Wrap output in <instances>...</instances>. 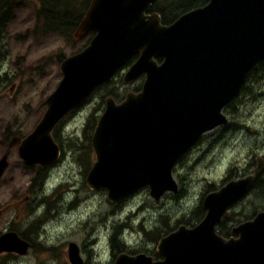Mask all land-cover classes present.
<instances>
[{
  "label": "water",
  "instance_id": "1",
  "mask_svg": "<svg viewBox=\"0 0 264 264\" xmlns=\"http://www.w3.org/2000/svg\"><path fill=\"white\" fill-rule=\"evenodd\" d=\"M154 1H88L71 35L93 34L60 61L61 77L36 106L43 112L33 128L8 141L20 160L40 167L55 163L60 156L55 126L135 56L122 81L143 76L140 88L118 101L103 97L84 183L105 190L109 203L144 187L155 201L166 191L177 193L175 162L202 133L228 123L223 107L238 96L247 72L264 55V0H207L168 23L149 12ZM7 156L8 149L0 156V178ZM263 167L264 159L256 157L250 173L206 192L197 223L178 224L157 240L160 258L122 251L111 264H264V209L232 225L228 237L216 231ZM27 247L15 231L0 234V251L23 254ZM67 259L82 264L73 241Z\"/></svg>",
  "mask_w": 264,
  "mask_h": 264
},
{
  "label": "rangeland",
  "instance_id": "2",
  "mask_svg": "<svg viewBox=\"0 0 264 264\" xmlns=\"http://www.w3.org/2000/svg\"><path fill=\"white\" fill-rule=\"evenodd\" d=\"M78 1L72 0L79 13L83 8ZM42 2L14 0L10 19L0 34V155L5 148L4 135L7 141L12 136H24L41 116L36 106L61 77L57 57L78 51L91 37V32L80 39L46 32L37 16ZM168 8L162 6L171 19L174 15ZM125 70L121 68L109 82L96 88L54 129L53 137L62 154L50 169L35 175L32 168H36L17 157L15 145L10 148L9 164L0 178V234L12 230L32 243L18 256L0 251V264H70L69 241L78 246L83 264H111L122 251L153 255L158 238L152 234L167 231L164 221L171 229L177 223L184 224L180 222L188 220L206 191L250 173L256 157L264 159L262 74L258 80L245 79V88L223 107L228 123L202 133L175 162L172 175L177 193L166 191L155 201L144 187L109 203L105 191L88 188L84 177L93 159L90 135L107 90L124 95L141 83H124ZM40 175L43 178L38 186L35 181ZM259 177L261 186L252 187ZM254 181L230 208L229 216L217 225L218 233L225 235L232 225L250 218L253 210L264 209L260 207L264 205V167ZM209 184L214 185L212 189H207ZM26 195L29 200L22 203ZM34 217H38L36 223L29 228L26 225ZM196 219L190 223L195 224ZM114 233L122 243L119 251L111 247Z\"/></svg>",
  "mask_w": 264,
  "mask_h": 264
},
{
  "label": "trees",
  "instance_id": "3",
  "mask_svg": "<svg viewBox=\"0 0 264 264\" xmlns=\"http://www.w3.org/2000/svg\"><path fill=\"white\" fill-rule=\"evenodd\" d=\"M13 1L14 0H0V34L6 22L10 19ZM206 1L207 0H177V1L175 0H155L154 3L152 4V9L157 11L160 14L161 21L164 23V22H168L174 19L177 15L186 11L187 9L202 5ZM81 2L84 3V6H82ZM77 4L79 5V7L83 8L81 9V12L79 13L76 12V10H74L76 9V5L75 3L72 2V0H43V2L37 8V16L39 20L41 21L43 28L46 30V32H56V33H59L60 35L70 36L71 32L74 30V28L77 26V24L80 21V18L83 14V10L85 9V6L87 5V0H79ZM162 6L163 7L168 6L169 11H172V15H174V17L170 19L168 16L169 14L165 10L162 9ZM57 58H58V61H61V58L63 57L61 58L57 57ZM262 74H264V55L258 61H256L253 64V66L249 69V71L246 74L245 79L247 80V79L253 78L255 80H258L262 77ZM244 88L245 86H242L240 91H242ZM106 93L113 94L115 97L118 96L117 95L118 93L115 91L113 92L111 89L107 90ZM42 178L43 176L40 175L39 179L37 178V180L35 181L38 186H40L42 182ZM261 179L262 177L257 178L253 182L252 187L261 186L260 184L261 181L259 182V180ZM213 186L214 185L209 184L207 189H212ZM260 207L264 208V205ZM256 211L257 210H253L252 211L253 213L250 215V217ZM191 212H192L191 216L190 214L189 216L186 215L187 216L186 218L188 220H185L180 223H184L186 225H193V223H190V222L194 220L195 218L199 220L200 217L203 215L204 211L201 208V205L199 203ZM164 224H166L165 227L167 228V231L165 233L172 230L171 227H169L165 221H164ZM177 224H175V226ZM224 231L226 230L224 229ZM151 232L153 231H150V233ZM19 235L22 238H24V235L22 233H20ZM116 235L117 234L114 233L112 237H110V243L112 242L111 244L112 248L116 247L117 249L116 251H119L122 248V243L117 240ZM225 235H227V233ZM152 236L153 238L155 237L158 238L161 235L157 233V234H152Z\"/></svg>",
  "mask_w": 264,
  "mask_h": 264
},
{
  "label": "flooded vegetation",
  "instance_id": "4",
  "mask_svg": "<svg viewBox=\"0 0 264 264\" xmlns=\"http://www.w3.org/2000/svg\"><path fill=\"white\" fill-rule=\"evenodd\" d=\"M173 20V19H172ZM172 20H170V21H168V22H171ZM164 23H167V22H164ZM92 33V32H91ZM93 34V33H92ZM91 34V35H92ZM135 57V56H134ZM156 61L157 62H160L161 61V59L159 58V57H157L156 58ZM123 70V69H122ZM142 79H143V77L142 76H140V77H138L135 81H139V80H141V82H142ZM134 82V81H133ZM132 83V82H131ZM140 85H141V83L139 84V86L138 87H135L134 89H132V91H137V90H139V88H140ZM129 90H131V89H129ZM126 91H128V90H126ZM126 91H124V93L126 92ZM118 96L116 97V98H114L115 100H120L122 97H123V93L121 94L120 92H118V94H117ZM39 110H41V113L43 112V109H39ZM228 117V116H227ZM229 119V118H228ZM63 121V120H62ZM61 123V122H60ZM59 125V124H58ZM58 125L56 126V127H58ZM55 127V128H56ZM54 128V129H55ZM54 129H53V131H54ZM53 131H52V135H53ZM3 138H4V140L3 141H5L4 143H5V148H4V150H3V152H1V155L8 149V153H9V151H10V148L12 147V146H10V147H8L7 148V144H8V141H9V139L11 138H9L8 139V141H7V136L6 135H4L3 136ZM58 146L60 147V145L58 144ZM62 154V149H61V147H60V155ZM0 155V156H1ZM26 165V164H25ZM52 165V164H51ZM51 165H48V166H46V167H40V166H38V165H32L33 167H35L36 169H34V168H32L33 170H34V174L35 175H38L39 174V171L40 170H43L44 168H46L47 170L48 169H50L52 166ZM27 166V165H26ZM28 167V166H27ZM5 172V171H4ZM4 172H3V174H4ZM2 174V175H3ZM2 177V176H1ZM29 200V197H28V195H26V196H24L23 198H22V200H21V202L22 203H25L26 201H28ZM1 212H2V209H0V214H1ZM38 215L40 216V214L38 213ZM36 218H38V217H34L33 218V222H30L28 225H26V226H29V228H30V226H33L36 222H35V219ZM29 228H24L26 231H28L29 230ZM9 231V230H8ZM10 231H12V230H10ZM6 232V231H5ZM228 234V233H227ZM19 235V234H18ZM20 236V235H19ZM227 236V235H226ZM21 237V236H20ZM22 238V237H21ZM24 240H26L27 242H28V247L27 248H29V247H31V239L30 238H27L26 236H25V238H23ZM8 253H10V254H13V255H15V256H18V254L16 253V252H13V251H9ZM153 255H155V256H153ZM152 255V257L153 258H155V259H158L159 258V256H158V254H153ZM82 264H83V260H82Z\"/></svg>",
  "mask_w": 264,
  "mask_h": 264
}]
</instances>
